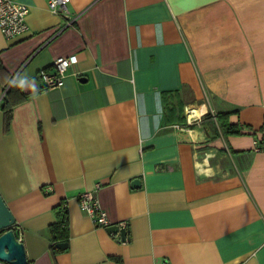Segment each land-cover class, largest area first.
<instances>
[{
    "label": "crops",
    "instance_id": "0c3cea01",
    "mask_svg": "<svg viewBox=\"0 0 264 264\" xmlns=\"http://www.w3.org/2000/svg\"><path fill=\"white\" fill-rule=\"evenodd\" d=\"M21 1L27 33L0 32V195L27 264H264V0H68L60 31L43 0ZM8 80L24 100L5 125ZM227 112L237 135L220 133ZM60 204L69 236L52 252Z\"/></svg>",
    "mask_w": 264,
    "mask_h": 264
},
{
    "label": "built area",
    "instance_id": "2783aa9c",
    "mask_svg": "<svg viewBox=\"0 0 264 264\" xmlns=\"http://www.w3.org/2000/svg\"><path fill=\"white\" fill-rule=\"evenodd\" d=\"M50 12L57 14L63 19V23L58 31L71 26L76 20V16L71 14L68 8V0H43ZM29 12L28 6L21 0H0V32L8 40L23 36L28 31L25 18ZM75 63L74 56L58 57L53 60L49 68L39 72V78L44 88H53L63 83L67 69ZM256 151L264 150V143L255 141ZM77 201L82 210L90 217L92 223L100 228H107L112 225L105 211H103L92 191H84L77 197ZM65 206V204H64ZM118 227L126 228L125 222L116 224ZM115 236L120 240L119 233ZM19 240V239H17ZM0 264H9L1 261Z\"/></svg>",
    "mask_w": 264,
    "mask_h": 264
},
{
    "label": "trees",
    "instance_id": "16d2710c",
    "mask_svg": "<svg viewBox=\"0 0 264 264\" xmlns=\"http://www.w3.org/2000/svg\"><path fill=\"white\" fill-rule=\"evenodd\" d=\"M3 70V66L0 62V72ZM4 94L1 99V106L4 112L5 125L9 122L11 117L12 107L21 103L24 100V93L21 89L19 82L13 80L10 83V80L4 86ZM229 113H217L215 115V120L217 126L220 130V133L223 136L227 135H237L240 133L237 125L232 124L228 120ZM56 221L49 225L48 232L53 241L51 245L52 252H59V249L55 246L58 242H66L69 236L68 232V219L67 212L65 210L64 204H60L56 207ZM3 231H0V234Z\"/></svg>",
    "mask_w": 264,
    "mask_h": 264
},
{
    "label": "water",
    "instance_id": "95a60500",
    "mask_svg": "<svg viewBox=\"0 0 264 264\" xmlns=\"http://www.w3.org/2000/svg\"><path fill=\"white\" fill-rule=\"evenodd\" d=\"M132 185H138V180H134ZM15 223V218L6 206L0 195V260L9 264H27L23 244L17 240L12 226ZM110 234L119 233L120 240L124 241L128 233L127 228L118 227L112 224L105 228ZM58 249H65L67 242H58L55 244Z\"/></svg>",
    "mask_w": 264,
    "mask_h": 264
},
{
    "label": "bare ground",
    "instance_id": "6f19581e",
    "mask_svg": "<svg viewBox=\"0 0 264 264\" xmlns=\"http://www.w3.org/2000/svg\"><path fill=\"white\" fill-rule=\"evenodd\" d=\"M189 117H192V116L189 114Z\"/></svg>",
    "mask_w": 264,
    "mask_h": 264
},
{
    "label": "clouds",
    "instance_id": "9594fccd",
    "mask_svg": "<svg viewBox=\"0 0 264 264\" xmlns=\"http://www.w3.org/2000/svg\"><path fill=\"white\" fill-rule=\"evenodd\" d=\"M21 83H23V81H21Z\"/></svg>",
    "mask_w": 264,
    "mask_h": 264
}]
</instances>
